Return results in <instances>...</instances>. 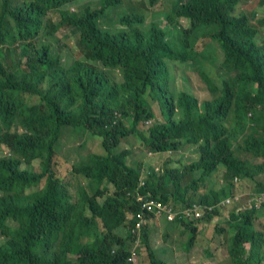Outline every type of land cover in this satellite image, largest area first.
<instances>
[{
  "label": "trees",
  "instance_id": "16d2710c",
  "mask_svg": "<svg viewBox=\"0 0 264 264\" xmlns=\"http://www.w3.org/2000/svg\"><path fill=\"white\" fill-rule=\"evenodd\" d=\"M244 1L177 0L168 29L155 21L143 27L146 13L127 5L117 11L123 26L116 29L100 20L125 0H0V264H167L152 247V214L139 236L132 231L142 211L138 196L178 214L165 220V232H188L187 251L199 223L221 215L226 199H238V182L260 188L253 196L261 199L264 14L250 21L237 10ZM59 29L76 36V59L68 66ZM185 64L205 81L211 99L199 100L190 86L172 92V73ZM133 137L155 156L196 146L198 159L147 167L133 158L135 143L122 144ZM94 138L102 151L82 156ZM57 152L77 181L75 199L69 181L56 174ZM220 167L223 185L200 192ZM195 204L214 210L188 221L184 212ZM255 204L224 213L231 264L264 262ZM137 240L144 263L129 261Z\"/></svg>",
  "mask_w": 264,
  "mask_h": 264
},
{
  "label": "rangeland",
  "instance_id": "374dc122",
  "mask_svg": "<svg viewBox=\"0 0 264 264\" xmlns=\"http://www.w3.org/2000/svg\"><path fill=\"white\" fill-rule=\"evenodd\" d=\"M176 1L177 0H157L154 5H152L149 4L147 0H125L124 4L122 3V6L119 8V10L116 9L113 11L111 8L107 9L105 15L100 20V23L102 26L107 28L122 29L123 25L120 24L117 11H122V9L128 8L127 5H130L133 8L137 10L141 9L146 13L147 18L143 24V27H148L151 21H155L158 25L168 29L171 27V23H169L167 19L168 11L179 5ZM237 10L247 12L250 21L253 22H255L262 14H264V6L259 4V0H245L239 4ZM56 34L59 38L58 46L63 48V63L68 66L76 59V36L73 31L70 32L69 29H59ZM261 35L264 37L263 33H261ZM202 63L206 68L211 66L209 61L201 60L200 64ZM197 66H199L198 63L196 64V67ZM192 69L193 68L188 67V65L185 64V66L182 65L173 71L170 81V88L172 92L176 94L180 90H184L185 86H188V88L190 86L191 90L199 100L202 101L211 99L213 95L211 90L207 88V85L201 76ZM148 100L153 106L157 120H161L158 105L152 101L150 96L148 97ZM91 140L93 141V139ZM131 142L135 143L133 148L135 155H133V158L137 161H142L147 167L150 166L156 170H162L166 166H176L180 161L188 164L198 159L199 155V153L196 151V146L187 145L183 147L182 151L178 154L172 153L155 156L149 154L141 145V143L138 142L136 137L131 138L128 142H122V144L126 145ZM91 151H102L97 138H94L93 142H89L88 145H85L84 148L79 151V153L84 156ZM3 152L5 153V150H3ZM67 155L69 154L67 153ZM53 163L58 167L56 171L57 176L63 180L69 181L70 185L67 189L75 199L74 194L77 191V181L74 180L69 174L70 171L68 164L64 163L59 152L55 154ZM32 166L34 169L39 168V161H35ZM224 171V167H220L218 172L212 177L211 181L207 182L205 187L200 189V192L204 193L209 188L219 189V187L224 183L222 178ZM258 179L264 182V174ZM82 187L86 188L89 192V189H91L92 185L86 181ZM234 193L235 196L233 197H237L238 199H236L235 202L231 204V208L229 206L223 207L225 209H221V215H218L217 218H209L204 223H199L198 237L190 251L186 250L187 239L189 237L188 232L183 234L180 230L176 229L172 230L168 235H166L165 223L161 221L155 223L150 234L152 237V247L157 252L158 256L164 259L167 264H231V258L228 253V238L231 237L232 230L229 228L227 222L223 221L222 219L226 218L225 214L227 212L229 214V212L232 210L237 213L245 211L246 209L253 207L254 202L256 203L255 205L259 207V201L264 200V195H259L262 196L261 199H256L257 197L253 196L262 193L260 188L250 186L245 182H238ZM255 228L264 232L263 201L258 209L257 218L255 220ZM219 229L222 230L220 231ZM161 250H165V254H163ZM208 250L212 251L213 257L210 258L208 256ZM137 252L138 261H140V263H144L145 259H147L145 247H138ZM262 264H264V262Z\"/></svg>",
  "mask_w": 264,
  "mask_h": 264
},
{
  "label": "built area",
  "instance_id": "2783aa9c",
  "mask_svg": "<svg viewBox=\"0 0 264 264\" xmlns=\"http://www.w3.org/2000/svg\"><path fill=\"white\" fill-rule=\"evenodd\" d=\"M137 200L138 202L141 203V207H142V211H140L137 214V223L135 225V228H133L132 230L133 233L136 234L137 236L140 235V232L145 223L146 213L164 217L168 221H173V219L178 215L177 213H174L171 208L167 207L160 201H155V200H152L151 198L149 199V197L147 199L145 197H139V196L137 197ZM231 204H232V200L229 198L223 201L221 205L226 207V206H230ZM213 210H214L213 206L202 208L195 204L192 207L186 208L184 214H185V218L188 221H197L203 218L208 211H213ZM135 243L137 245L139 243V240H137ZM136 250H137V247L134 246L132 248V256L129 258V261L133 263H136L138 261Z\"/></svg>",
  "mask_w": 264,
  "mask_h": 264
},
{
  "label": "crops",
  "instance_id": "0c3cea01",
  "mask_svg": "<svg viewBox=\"0 0 264 264\" xmlns=\"http://www.w3.org/2000/svg\"><path fill=\"white\" fill-rule=\"evenodd\" d=\"M129 218H132L133 217V215H129L128 216ZM149 218H151V225H152V227H153V225L155 224V223H157V222H159V221H161V222H164L165 223V220L167 221V219L166 218H164V217H160V216H157V215H151ZM149 218L147 217V220H146V224L147 223H149ZM151 227V228H152ZM132 246H136V243H132ZM138 246H139V243H138ZM161 252L163 253V254H165V250H161Z\"/></svg>",
  "mask_w": 264,
  "mask_h": 264
}]
</instances>
